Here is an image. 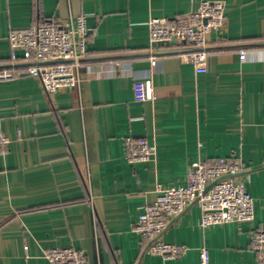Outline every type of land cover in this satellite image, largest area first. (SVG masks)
<instances>
[{"label": "crops", "instance_id": "0c3cea01", "mask_svg": "<svg viewBox=\"0 0 264 264\" xmlns=\"http://www.w3.org/2000/svg\"><path fill=\"white\" fill-rule=\"evenodd\" d=\"M202 1L223 3L225 23L196 75L180 46L151 47L147 23L178 21ZM69 15L90 29L78 86L47 95L25 70L0 82V264H48L43 252L63 248L87 264H199L201 247L209 264H258L249 237L264 229V47L254 46L264 44V0H0V69L9 33ZM145 79L155 99L136 102L133 83ZM127 137L155 154L129 163ZM221 158L240 166L253 220L201 230L192 203L162 235L187 253L144 254L133 226L156 185L183 186L191 164Z\"/></svg>", "mask_w": 264, "mask_h": 264}, {"label": "built area", "instance_id": "2783aa9c", "mask_svg": "<svg viewBox=\"0 0 264 264\" xmlns=\"http://www.w3.org/2000/svg\"><path fill=\"white\" fill-rule=\"evenodd\" d=\"M225 23V6L219 1H202L198 9L175 22L151 18L148 21L151 47L167 46L174 42L189 51L179 53V58L192 65L196 75L207 71V39L218 33ZM90 29L84 15H69L63 23L51 21L32 25L26 31L11 32L7 37L11 58L32 63L26 76L35 79L47 95L64 89H73L81 82V60L87 50ZM241 59L245 52H240ZM9 71L0 73V82L14 79ZM136 102H152L155 99L150 79L135 81L132 87ZM9 138L0 133V147ZM124 150L128 162H147L155 154L156 147L143 138L127 137ZM241 168L237 163L219 159L216 164L198 161L190 165L186 184L164 186L157 184L155 198L144 205L133 231L143 240V253L163 260L183 257L188 248L184 245L165 243L162 235L168 225L192 203L201 210L198 227L206 230L219 225L245 224L254 218V201L237 175ZM210 188L205 191V189ZM249 246L257 256L258 264H264V229L254 231ZM43 258L48 264H87L83 251L74 248L47 249ZM199 264H209L205 247L199 249Z\"/></svg>", "mask_w": 264, "mask_h": 264}, {"label": "trees", "instance_id": "16d2710c", "mask_svg": "<svg viewBox=\"0 0 264 264\" xmlns=\"http://www.w3.org/2000/svg\"><path fill=\"white\" fill-rule=\"evenodd\" d=\"M254 46H255V48L256 47L257 48H262V47H264V44L258 43V44H255ZM179 49L182 50V51H189V48H186V47H179ZM163 54H169V52H165ZM10 61L11 62L7 65V67H3V68L0 69V73L3 72V71H9V72H12V73H14L16 71H21V70H25L26 71V69L30 65H32V63L27 62V61H25L23 59H20V58L14 59V60L11 59Z\"/></svg>", "mask_w": 264, "mask_h": 264}, {"label": "water", "instance_id": "95a60500", "mask_svg": "<svg viewBox=\"0 0 264 264\" xmlns=\"http://www.w3.org/2000/svg\"><path fill=\"white\" fill-rule=\"evenodd\" d=\"M175 43L174 42H171V45H174ZM210 188V186H208L205 191H207L208 189Z\"/></svg>", "mask_w": 264, "mask_h": 264}]
</instances>
